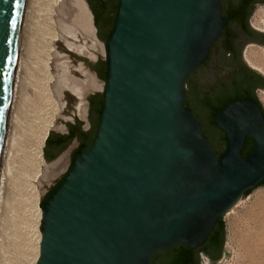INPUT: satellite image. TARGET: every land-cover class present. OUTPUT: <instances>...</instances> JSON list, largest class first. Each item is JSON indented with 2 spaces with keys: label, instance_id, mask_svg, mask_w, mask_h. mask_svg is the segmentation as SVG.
Instances as JSON below:
<instances>
[{
  "label": "water",
  "instance_id": "1",
  "mask_svg": "<svg viewBox=\"0 0 264 264\" xmlns=\"http://www.w3.org/2000/svg\"><path fill=\"white\" fill-rule=\"evenodd\" d=\"M22 6L0 0V145ZM227 23L221 0H119L96 134L40 207L35 264H151L180 244L197 249L264 182L256 101L234 99L214 114L226 138L219 157L185 107V80ZM201 77L210 86L213 75ZM216 131L208 133L220 150ZM247 137L253 147L242 158ZM223 252L228 259L229 248Z\"/></svg>",
  "mask_w": 264,
  "mask_h": 264
},
{
  "label": "rangeland",
  "instance_id": "2",
  "mask_svg": "<svg viewBox=\"0 0 264 264\" xmlns=\"http://www.w3.org/2000/svg\"><path fill=\"white\" fill-rule=\"evenodd\" d=\"M26 6L28 10L22 33L25 52L19 82L20 97L16 104L19 123L7 159L8 164L5 166L6 176L1 185L2 191L0 190V264H35L32 261L35 251L38 252L37 235L41 230V221L37 222L34 217L35 208H32L33 200L29 197V191L32 187L36 189L40 208L45 194L64 178L75 153L74 143L57 160L49 162L44 158L43 146L42 165H34L33 147L37 143L43 123L48 119L45 118L55 111L51 112L50 109L57 108L58 116L54 117L49 132L67 135L70 122L82 120L83 129L91 133L92 141L96 134L97 119L94 120L93 129L88 130L86 101L93 95L100 98L105 89V83L93 69H103L106 65V48L92 33L87 35L84 19L89 24V17L81 2L26 0ZM258 11L261 12L259 18L262 17V20L256 24L253 17ZM249 22L258 30L264 28V5L255 7ZM245 53L255 54L258 58L259 55L264 56V49L249 46ZM82 60H86L87 64ZM257 65H260L264 72V62H258ZM257 72L264 77L263 73ZM73 88L82 91L79 96L72 91ZM257 95L264 110V90L259 91ZM41 98L44 100L41 101ZM39 103H42L41 106ZM42 111L48 113L43 114L45 112ZM257 198L259 200H256ZM222 220L225 225L223 249L225 246L229 248L230 257H222L218 264H235L238 262L240 244L247 239L249 232L264 236V186L252 189L243 200H239L223 215ZM201 264L207 263L202 260Z\"/></svg>",
  "mask_w": 264,
  "mask_h": 264
},
{
  "label": "flooded vegetation",
  "instance_id": "3",
  "mask_svg": "<svg viewBox=\"0 0 264 264\" xmlns=\"http://www.w3.org/2000/svg\"><path fill=\"white\" fill-rule=\"evenodd\" d=\"M82 1L86 7L88 17L91 19L94 29L92 30L95 31V39L102 42L106 48V39L109 37L115 24L119 0ZM240 4H244L240 15L235 20L231 21L228 19V23L225 25L221 35L211 46L208 59L185 80V107L192 110L194 118L200 124L202 135L208 138L212 151L217 157L223 153L222 150L225 149L226 140L223 143L222 137L224 132L215 125L211 126L209 123L211 109H220L221 105L238 98H251L258 102L262 108L257 93L264 90V78L258 74L257 70L247 64L244 59V53L249 46L264 47V28L258 30L251 26L249 22L255 6L264 5V0H221L224 17H226L225 14L232 8ZM82 62L87 64L86 60H82ZM93 72L99 76L103 72V69H93ZM207 72L213 75L210 86H207L201 77L203 73ZM100 100L95 95L88 99L86 115L89 124L88 130L93 129L94 120L97 119V109ZM204 101H208V107L204 105ZM197 109L200 110L199 113ZM74 123H76L75 120ZM210 127L219 130V132L216 131V136L220 144V150L215 148L213 140L208 133ZM69 132L74 133L75 136L65 143V148L67 149L75 143L73 149L75 153L90 146L94 139L90 141L91 133L83 129V124L78 129H73L69 125L67 135ZM210 132L214 133L215 131ZM253 142V139L249 137L245 139L244 148L240 153L241 157L246 155L247 149L250 146L253 147ZM70 155L72 156V154ZM260 186L262 185L259 184L257 187ZM217 237L218 239L215 244H211L206 240L202 246L195 249L198 252L197 264H201L202 260L207 264L219 263L224 253V245L223 247L221 246L222 239L218 234Z\"/></svg>",
  "mask_w": 264,
  "mask_h": 264
},
{
  "label": "bare ground",
  "instance_id": "4",
  "mask_svg": "<svg viewBox=\"0 0 264 264\" xmlns=\"http://www.w3.org/2000/svg\"><path fill=\"white\" fill-rule=\"evenodd\" d=\"M27 10L28 9H27V6H26V0H23L22 13H21L20 24H19V28H18V36H17V42H16L15 57H14L12 76H11V83H10V90H9V98H8L6 120H5V124H4V129H3V133H2V140H1V145H0V190L2 188L1 185H3L2 182H4L3 180L5 179V176H6V173H5V171H6L5 168L6 167L5 166H6V164H8L7 163V159L9 157V154H10L11 150H12V147H13V144H14L13 143L14 142V138H16L15 137L16 136V133H15L16 126H18L17 123H19V121H18V117H19L18 116V108H17L16 104L18 103V101H17L18 97H20V96H18V93L20 92L19 90L21 88V87H19V85H20L19 82H21L20 81V79L22 77L21 76V72L23 71L22 70V68H23V60L22 59L24 57V52H25V43H24V39L22 37V33H23V27L25 25L24 22H25V19H26ZM259 15L261 16V12L260 11L256 12L254 17H253V21L256 24H258V22L259 21L261 22V20H262V17L260 19ZM84 22H86L85 31H86L87 35H91V33L93 34V32H92L93 30L90 27V22L88 24L86 19H84ZM244 59H245V61L247 62V64L251 68H254L255 70H257V71H259V72L264 74V72L260 68V65H257L258 62L259 63L260 62H264V56L263 55H259V57L257 58L255 54L251 53V54L247 55L245 53L244 54ZM72 91L75 92L78 96L82 92L78 88H73ZM19 95H20V93H19ZM43 95H45V94H43ZM45 98L47 99V97H45ZM38 99H36V100H38ZM42 99L43 98H41V101H42ZM47 102H49V101H47ZM33 103H35V102H33ZM41 104L39 103L40 106H41ZM51 104H50V106H51ZM35 108H37V107H35ZM45 108L47 109V107H45ZM50 108H52V107H50ZM50 110H51V112H52V110H55V111L53 112V114L50 112L51 114H49V115H51V116L49 117V115H48L45 118V120L47 118L48 119L45 122L43 121L44 123H43V126L41 127V129L39 131L38 138H37V143L33 147L34 148V152L32 153V155L34 154V157H32V158H34V160L33 159L32 160L35 163L34 165H36L37 167L41 166L42 162H43V159L41 157V151H42V147H43V142H44L46 136L48 135L49 128L53 126L54 117L58 116L57 108H55V109L52 108ZM35 112H36V110H35ZM42 112H45V111H42ZM47 113L48 112L46 111L43 114H47ZM36 116H39V115L36 114ZM41 118L44 120L43 117H41ZM37 129L39 130V128H37ZM38 130H36V131H38ZM29 193H30L29 197H31V199L33 200L32 208H33V206L35 208V211H34L35 212V214H34L35 216L34 217H36L37 222H39V221H41V210H40V208L38 206V202H37V191H36V189L34 187H32V189L29 191ZM256 200H259V198H257ZM34 208H33V210H34ZM31 214H33V212ZM255 233L256 234L249 232L248 236H247V239L243 240L242 243L240 244V250H239L240 253L238 252L239 254H237L238 262H236L235 264H264V243H263L264 242V236L262 234L257 233V232H255ZM40 238H41V234L38 233V235H37L38 247H36V248H38V252L35 251V253H36L34 255L35 258L33 257L34 260L32 259L33 263H35L37 258H38ZM262 240H263V242H262ZM36 248H35V250H37Z\"/></svg>",
  "mask_w": 264,
  "mask_h": 264
},
{
  "label": "trees",
  "instance_id": "5",
  "mask_svg": "<svg viewBox=\"0 0 264 264\" xmlns=\"http://www.w3.org/2000/svg\"><path fill=\"white\" fill-rule=\"evenodd\" d=\"M243 6H244V4H240L239 6H237L235 8H232L228 13L225 14L226 17L228 19H230L231 21L235 20L240 15ZM105 76H106V65H104L103 72L101 73V75L98 76L106 84ZM100 99L101 100H100V103H99V106H98V109H97V123H96V127L98 126V119H99L100 111H101V108H102V105H103V95L100 96ZM203 103H204L205 106H207V107L209 106L208 101H204ZM224 105H221V106L223 107ZM258 105H259V103H258ZM218 110H219L218 108L211 109V113H210V116H209V123H210L211 126H214L213 116L216 113V111H218ZM261 110H262V108H261ZM262 113L264 114L263 110H262ZM77 123L80 124V125L82 124V122L79 121V120H77ZM74 136H75L74 133L69 132L68 135H66V137H65V142L62 141L60 143V145L65 144L67 141L71 140ZM222 138H223L222 142L225 143L226 138H225L224 133H223V137ZM47 142H48V139L45 140V146L47 145ZM251 149H252V146H250L247 149L246 155H243L242 158H246L247 155L249 154V152L251 151ZM224 150H223V152H224ZM79 152L80 151H77L76 153H74V155H76ZM74 155H73V157H74ZM73 157H72V159H73ZM44 158L47 161V157L45 156V154H44ZM72 159H71V163H70L69 168L72 165ZM260 185L264 186V182L261 183ZM52 190H53V188L49 192H47V194H45V196L42 198V200L40 202V207H41L42 203L44 202V200L47 198V196L50 194V192ZM249 192L250 191H247L244 194V196L248 195ZM217 234L222 239L221 246L223 247L224 241H225V225H224V222H223L222 218H220L215 223L212 231L210 232V234H209V236L207 238V241H209L211 244H215L217 242V239H218ZM197 253L198 252L195 249L192 250V249L188 248L187 246H185L184 244H180L177 247L172 248V249H170L168 251L155 254L154 257L152 258L151 264H197Z\"/></svg>",
  "mask_w": 264,
  "mask_h": 264
},
{
  "label": "crops",
  "instance_id": "6",
  "mask_svg": "<svg viewBox=\"0 0 264 264\" xmlns=\"http://www.w3.org/2000/svg\"><path fill=\"white\" fill-rule=\"evenodd\" d=\"M80 121V120H79ZM82 121V120H81ZM70 126L73 129H78L81 125L77 123H74V121L70 122ZM66 135L63 134H55L53 132H49L46 136L45 140L48 139L47 145L45 146V140L43 143L44 146V154L47 157V161L51 162L54 160H57L61 154L66 150L65 144L60 145L62 141L65 142ZM71 162H69L70 164Z\"/></svg>",
  "mask_w": 264,
  "mask_h": 264
}]
</instances>
